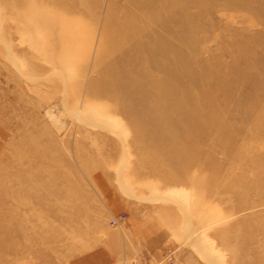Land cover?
<instances>
[{"label": "rangeland", "instance_id": "374dc122", "mask_svg": "<svg viewBox=\"0 0 264 264\" xmlns=\"http://www.w3.org/2000/svg\"><path fill=\"white\" fill-rule=\"evenodd\" d=\"M128 217L157 264H264V0H0V264Z\"/></svg>", "mask_w": 264, "mask_h": 264}, {"label": "crops", "instance_id": "0c3cea01", "mask_svg": "<svg viewBox=\"0 0 264 264\" xmlns=\"http://www.w3.org/2000/svg\"><path fill=\"white\" fill-rule=\"evenodd\" d=\"M113 217L121 215L120 208L112 205ZM133 219L128 217L127 224L121 228V235L118 240L111 238L109 244L95 252L92 259L87 261L92 264H111L136 261L144 264H157L160 261L161 253L166 244L156 235V231L144 227L138 230ZM114 239V240H112ZM161 240V242H160ZM184 260V256L182 258ZM185 262V260H184ZM181 264V261L175 262Z\"/></svg>", "mask_w": 264, "mask_h": 264}, {"label": "built area", "instance_id": "2783aa9c", "mask_svg": "<svg viewBox=\"0 0 264 264\" xmlns=\"http://www.w3.org/2000/svg\"><path fill=\"white\" fill-rule=\"evenodd\" d=\"M126 220V216L125 215H119L117 217H114L111 219V225L116 226L119 225V223L121 224L122 222H124ZM132 264H142L140 262H133ZM169 264H173V262H170Z\"/></svg>", "mask_w": 264, "mask_h": 264}, {"label": "bare ground", "instance_id": "6f19581e", "mask_svg": "<svg viewBox=\"0 0 264 264\" xmlns=\"http://www.w3.org/2000/svg\"><path fill=\"white\" fill-rule=\"evenodd\" d=\"M131 2H132V0H131Z\"/></svg>", "mask_w": 264, "mask_h": 264}]
</instances>
